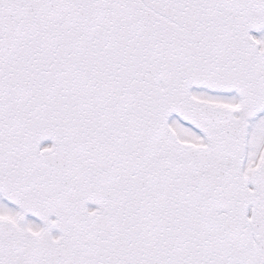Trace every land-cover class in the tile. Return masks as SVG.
I'll list each match as a JSON object with an SVG mask.
<instances>
[{"label":"snow or ice","instance_id":"snow-or-ice-1","mask_svg":"<svg viewBox=\"0 0 264 264\" xmlns=\"http://www.w3.org/2000/svg\"><path fill=\"white\" fill-rule=\"evenodd\" d=\"M0 264H264V0H0Z\"/></svg>","mask_w":264,"mask_h":264}]
</instances>
